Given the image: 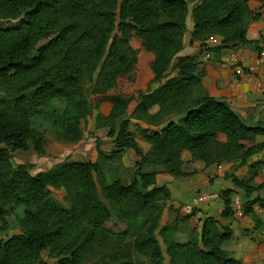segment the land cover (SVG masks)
<instances>
[{"label": "trees", "instance_id": "obj_1", "mask_svg": "<svg viewBox=\"0 0 264 264\" xmlns=\"http://www.w3.org/2000/svg\"><path fill=\"white\" fill-rule=\"evenodd\" d=\"M262 8L264 0H0V20H18L0 27V233L9 217L19 230L0 238V264H47L43 254L55 264H133V251L150 264H241L222 248L232 230L212 216L184 242L174 234L192 213L177 209L173 223L160 226L171 195L156 184V175H188L185 157L205 167L231 164L224 176L236 190L220 192V217L234 218L232 196L240 191L242 216L253 231H264L254 211L264 209L261 161H250L264 153V118L244 121L210 89L193 96L207 70L199 69L194 56H177L189 12L190 42L205 47L208 39L218 40L206 47L210 55L239 47L259 53L264 38L249 40L246 30L247 17L257 20ZM133 42L149 57L144 87ZM84 78L93 80L89 96L80 85ZM102 104L110 108L96 115L94 128L105 131L113 148L103 150L95 137L94 161H68L36 173L33 164L12 162L14 151L44 155L37 121L57 140L75 144L90 112ZM172 113L182 116L158 131L130 124L136 119L157 125ZM125 150L136 157L129 183L115 173L121 167L114 162ZM246 167L248 176L239 179ZM101 197L116 207L123 230L109 228L112 211Z\"/></svg>", "mask_w": 264, "mask_h": 264}, {"label": "crops", "instance_id": "obj_2", "mask_svg": "<svg viewBox=\"0 0 264 264\" xmlns=\"http://www.w3.org/2000/svg\"><path fill=\"white\" fill-rule=\"evenodd\" d=\"M259 14L258 19L249 22L247 26L246 37L249 40L264 38V8L259 10ZM185 24L186 32L190 34L193 27L190 12ZM228 52L235 53L236 63L231 69L216 67V96L225 98L230 108L242 119L250 118L251 121H256L264 118V62H258L259 54L264 55V43L260 44L259 53L249 48H240L235 51H223L222 56ZM81 141L82 139L78 142L79 145H82ZM126 151L135 157L131 150ZM263 158L264 153H260L251 161H264ZM182 169L188 175L181 178H174L165 173L156 175V184L167 186L171 195L170 199L164 203L166 207L162 214L167 213L169 209L173 211L179 209L182 212L181 206L189 204L200 192H216L218 197L199 202L192 212L193 216L186 223L191 229L198 231L205 217H214L232 230V238L222 244L224 250L241 264H264V231H253L251 221L245 216L242 218L234 216L235 218L231 221L220 217L223 207L220 192L228 188L236 190L230 179L224 176L230 171L231 164H213L205 167L202 162L191 161L189 157H185ZM241 171L236 174L239 179L246 175L248 167ZM254 211L264 221V209L254 207ZM165 222L160 221V226H164ZM248 241L253 244L247 245Z\"/></svg>", "mask_w": 264, "mask_h": 264}, {"label": "rangeland", "instance_id": "obj_3", "mask_svg": "<svg viewBox=\"0 0 264 264\" xmlns=\"http://www.w3.org/2000/svg\"><path fill=\"white\" fill-rule=\"evenodd\" d=\"M194 5L195 3H190L189 10H191ZM257 13L259 14V11ZM251 20H252L251 16L247 17V21L251 22ZM17 23H18V20H0V27H12V26H15ZM208 40L206 41L205 47H199V44L197 42H190V35L185 30L183 38H182V49L177 54V56H185V55L194 56L195 61L199 65V69L205 67L207 70L208 74L206 75L204 79V85L194 88L193 96H199V95L206 94L208 89H210V91L216 94L217 93L216 67L218 66V67L231 69L233 65H235L236 63V56L234 55L235 53L228 52V54H225L224 56L219 55V57H217L216 54L212 53L210 55L209 52L205 51L206 47L209 48L218 43V40L216 38H210ZM194 43H196V45H194ZM132 46L134 48H137L134 42L132 43ZM240 48L244 49L245 47H239L235 49H240ZM235 49H232V50L235 51ZM259 55L262 58L264 57L262 53H260ZM231 56L233 57L232 59L228 58ZM148 58L149 57L143 51L139 50V53H138L139 69H138L137 79L139 80V85L141 87L146 86L148 79H149V71L146 67V62ZM173 71L174 69L171 68L170 72H168L166 76L171 75ZM80 85L84 89L86 96H89L90 91L93 86V80L90 81L87 78H84L83 80H81ZM156 87H157L156 84L154 83L151 84V88H156ZM2 96L3 94L0 93V97ZM109 108H110L109 104H102L99 107V109L92 110L90 112V115L88 117V127L84 131V135L81 141L83 142L82 145H79L78 143L69 144V143H65L64 141L57 140L53 132L51 131V129L44 128L40 124V122L37 121L36 124H37L38 129L44 132V143H43L44 149H45L44 155L40 157L36 155L32 150H29L26 152L14 151L12 152V162L14 164H19V163L33 164L34 168L31 170V172L36 173L39 171L48 170L49 168L54 167L55 165L62 164L68 161H93L95 160L96 159L95 141H94L95 137H99L101 139L102 141L101 147L103 150L109 151L113 148L111 140L104 135L105 131L94 128V122H95L96 115L98 113H102L104 115L107 114V112L109 111ZM157 111H158L157 106L151 109V112L153 114L154 113L156 114ZM181 116L182 115L175 114V113L168 114L167 116L163 117L162 120L157 125H154L152 123H146L145 121L136 120V119H131L130 124L132 128H134L135 126H140L142 128H146L149 132H153V131H158L168 121H176ZM243 120L246 122L251 121L250 118L243 119ZM140 143L144 148H148V145L145 144L144 142H140ZM132 154L134 153L132 152ZM135 161H136V157H133V155L128 154L127 151L125 150L121 154L120 158L114 162L116 165L121 167V169L116 170L115 173L120 175L125 183H129L131 177L133 176L134 170L136 168ZM258 168H259V173L261 174V177L264 178V162L261 161ZM241 172H243V170ZM247 176H248V173H246L244 177H247ZM234 195H237L238 197H240L242 204L245 202L244 197L240 191H237ZM255 196L256 194L253 195V197ZM52 197L55 200H57L60 206L66 207V204L63 201L62 196L59 191L52 190ZM101 200L112 211V217L107 223L109 228L115 231L123 230L124 224L120 223L119 221L116 207L111 202L105 200L103 197H101ZM162 207L164 211V208L166 207V205L163 204ZM237 217L242 218V216H237ZM174 218H175V211L169 209L167 213H164L163 218L162 217L160 218V221L161 223L162 222L164 223L167 220L165 224H172L174 221ZM246 219H248V217H246ZM178 226L180 229L174 234V239L178 242H184L188 240L191 236V227L189 226V224L179 223ZM18 234H19L18 228L13 223L11 217H9L7 228H4L3 231L0 233V238L6 239L10 237L11 235H18ZM156 237L161 245L163 252L165 253V245L162 241V238L159 236V234H156ZM249 244H253V243L248 241L247 245ZM43 258L47 261V264H55V261L51 260L50 258L48 259L46 254H43ZM86 264H98V263L90 262ZM133 264H150V261L148 258L141 256L137 252L133 251Z\"/></svg>", "mask_w": 264, "mask_h": 264}, {"label": "built area", "instance_id": "obj_4", "mask_svg": "<svg viewBox=\"0 0 264 264\" xmlns=\"http://www.w3.org/2000/svg\"><path fill=\"white\" fill-rule=\"evenodd\" d=\"M258 57H259L258 62L263 63L264 57L262 58V57H260V55ZM228 58L232 59L233 57L231 56ZM228 61H230V60H228ZM216 197H218L216 192H200V193H198V195L195 196V198L193 200H191V202L189 204L181 206V208L183 210L182 212L183 213L185 212L186 214H191L193 212V210L198 206L199 202L214 199ZM242 207H243V204H242V201L240 200V197H238L237 195H234L232 197V204H231L233 217L234 216L235 217L242 216Z\"/></svg>", "mask_w": 264, "mask_h": 264}]
</instances>
